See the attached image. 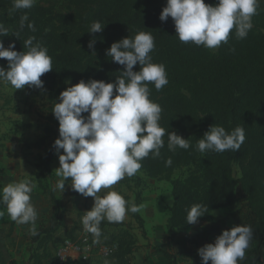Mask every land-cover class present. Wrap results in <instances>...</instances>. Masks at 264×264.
<instances>
[{"label":"trees","instance_id":"obj_1","mask_svg":"<svg viewBox=\"0 0 264 264\" xmlns=\"http://www.w3.org/2000/svg\"><path fill=\"white\" fill-rule=\"evenodd\" d=\"M205 3L215 5L217 0H205ZM165 6L157 5V0H39L29 10L11 11L12 0H0V23L10 29V35L0 39L5 47L14 42V50L18 52L27 51L23 42L30 36L48 48L53 70L41 80L51 88L49 119L53 125H59L52 110L59 102L60 93L69 87L65 81L73 85L82 79L114 82L123 66L107 57L106 50L124 37L139 31L151 32L156 43L151 53L153 62L166 66L169 83L161 91L149 84L150 99L163 108L160 125L189 139L192 147L170 152L165 135L161 156L154 159L150 154L142 161L141 169L160 178L171 175L182 165L202 163L200 174L173 180L174 202L167 222L170 244L180 229L195 226L208 220L216 210L236 204L239 186L255 214L258 231L264 232V5L259 2L258 14L252 18L253 28L245 39H237L233 30L228 43H222L217 50L180 42L172 18L165 22L159 19ZM25 11L36 31L29 30L26 22L18 39L12 32L19 31L20 17ZM93 21L105 24L102 32H88ZM92 40H95V55L88 48ZM7 64L6 59L0 58V66L7 69ZM139 67L137 64L133 70L139 71ZM213 124L229 132L237 126L243 127L246 139L241 148L236 152L210 151L203 155L198 152L197 140ZM195 129L202 135H193ZM54 152L53 146L47 148L37 165L40 183L53 174ZM168 158L172 160L171 166H166ZM236 163L240 177L235 175ZM51 196L54 200V195ZM196 203L206 204L208 212L197 224H188L186 210ZM52 238V233L47 232L38 241V248L46 250ZM113 239L117 248L107 264H129L128 256L136 249L134 235L128 228L120 229ZM162 251L168 264H175L169 245ZM35 254L37 264H42L41 255ZM252 254L253 251L246 250V256Z\"/></svg>","mask_w":264,"mask_h":264},{"label":"clouds","instance_id":"obj_2","mask_svg":"<svg viewBox=\"0 0 264 264\" xmlns=\"http://www.w3.org/2000/svg\"><path fill=\"white\" fill-rule=\"evenodd\" d=\"M11 11L29 10L37 0H12ZM259 0H217L215 5L205 0H167L159 19L162 22L172 18L176 36L184 44L193 43L215 50L222 43L227 44L230 33L235 30L237 39H245L253 28L252 18L258 14ZM11 14V13H10ZM27 22L32 32L34 22L29 21L27 11L20 17L19 31L12 32L19 39ZM105 27L100 21H93L89 33L102 32ZM10 29L0 23V38L10 35ZM95 40L88 43L94 51ZM155 37L151 32L139 31L113 42L106 50L107 57L122 65L123 71L114 82L90 79L63 90L54 104L52 113L59 123V137L53 147L59 154V165L53 191L65 189V181L71 180V189L84 197H93L91 210L82 217L85 232L92 234L94 242L102 236L101 223L124 221L128 212L138 213L146 205L130 203L117 191L98 195L102 189H110L125 176L132 177L142 168V161L149 157L159 158L168 137V150H188L192 145L175 131L169 132L160 125L162 106L150 99L153 84L161 91L168 83L166 66L154 63L151 53L155 50ZM27 51L18 52L15 43L4 46L0 39V58L8 61L7 69L0 66V82H7L15 90L29 88L43 89L41 77L53 70L52 57L48 48L35 36L23 42ZM139 64V71L134 66ZM65 83L71 84V81ZM87 113L85 116L84 114ZM246 139L245 130L237 126L226 131L220 125H211L203 138L197 140L196 150L202 155L207 152H236ZM166 166H171L168 158ZM36 184L28 178L9 183L0 188V205L17 224H29L30 233L38 235L37 211L31 203V194ZM174 197L169 196V207ZM203 203L193 204L187 209V223L197 224L199 218L208 212ZM5 215L0 210V218ZM253 240L250 225H236L223 230L214 243H207L198 249L201 264H243L246 250Z\"/></svg>","mask_w":264,"mask_h":264},{"label":"rangeland","instance_id":"obj_3","mask_svg":"<svg viewBox=\"0 0 264 264\" xmlns=\"http://www.w3.org/2000/svg\"><path fill=\"white\" fill-rule=\"evenodd\" d=\"M166 3L167 0H157V5ZM50 91L49 86H44L43 89L25 86L24 89L15 90L7 82H0V181L5 186L28 178L36 184L31 194V203L37 211L38 231V235H31V225L12 221L6 208L0 205V210L5 213L0 218V247L5 245L4 249H7L4 257L0 254V264H37L35 253L41 255L42 264H56L57 248L63 240L77 239L85 232L81 220L94 204L93 197H84L71 189V180L65 181L62 193L53 191L54 184L59 179L55 171L60 167L58 157L63 154V150L59 154L56 150L54 152L52 176L45 178L43 183L38 180L37 165L46 149L53 146L55 139L59 137V125H53L49 119ZM192 134L202 135L199 129L193 130ZM201 164L182 165L171 175L160 178L152 177L140 169L136 175L125 176L110 189H102L98 193L100 196L114 190L130 203L144 204L146 207L138 213L128 212L120 223L102 221L99 242L110 245L112 255L117 248L113 236L120 229L128 228L136 239V249L128 256L129 264H159L161 261L156 257L153 259L152 254L163 253L162 250L168 248V245L175 256V264H201L198 249L207 243H214L223 230L236 225H250L254 235L258 230L257 219L239 186V200L236 204L216 210L208 220L195 226L180 229L170 244L167 222L171 207L169 196H173V180H184L196 172L200 174ZM234 170L235 175L240 177L238 163L234 165ZM51 194L54 195V200ZM47 232L52 233V241L48 242L46 250L38 248V241ZM203 235H206V239ZM111 255L106 258L95 257L92 263L107 264Z\"/></svg>","mask_w":264,"mask_h":264},{"label":"built area","instance_id":"obj_4","mask_svg":"<svg viewBox=\"0 0 264 264\" xmlns=\"http://www.w3.org/2000/svg\"><path fill=\"white\" fill-rule=\"evenodd\" d=\"M111 255L108 244L94 242L90 233L84 232L77 239H66L57 248L56 260L60 264L93 262L95 257L106 258Z\"/></svg>","mask_w":264,"mask_h":264},{"label":"crops","instance_id":"obj_5","mask_svg":"<svg viewBox=\"0 0 264 264\" xmlns=\"http://www.w3.org/2000/svg\"><path fill=\"white\" fill-rule=\"evenodd\" d=\"M261 4L264 5V0H259ZM206 239V235H203ZM6 246L2 245L0 247V254L3 256L5 253L4 249ZM248 250L253 251V254L250 256H246L245 261L243 264H264V232L263 231H256L253 235V240L250 243ZM4 257V256H3ZM153 259L156 257L157 260L161 261L159 264H168V259L164 253H153ZM151 264H156L152 262Z\"/></svg>","mask_w":264,"mask_h":264}]
</instances>
